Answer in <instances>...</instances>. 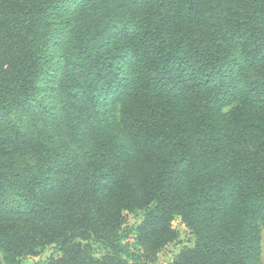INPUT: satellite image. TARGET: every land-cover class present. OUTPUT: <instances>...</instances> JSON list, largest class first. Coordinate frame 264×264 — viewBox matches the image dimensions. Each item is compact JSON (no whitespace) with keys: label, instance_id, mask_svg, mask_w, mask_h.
Segmentation results:
<instances>
[{"label":"trees","instance_id":"obj_1","mask_svg":"<svg viewBox=\"0 0 264 264\" xmlns=\"http://www.w3.org/2000/svg\"><path fill=\"white\" fill-rule=\"evenodd\" d=\"M176 216L171 264H262L264 0H0V264H148Z\"/></svg>","mask_w":264,"mask_h":264},{"label":"rangeland","instance_id":"obj_2","mask_svg":"<svg viewBox=\"0 0 264 264\" xmlns=\"http://www.w3.org/2000/svg\"><path fill=\"white\" fill-rule=\"evenodd\" d=\"M40 99H45V94L42 93ZM11 117L14 118L17 125L22 131H25V121L26 116L21 115L15 111H11ZM125 224L121 231L123 242H129L131 248L135 247V238H134V226L139 224L142 217V212L138 213H125ZM173 226L179 231V237L176 241L168 244L164 247L158 254L155 260L151 261L148 264H171L174 257L179 254L185 246H191L194 243V236L191 233L190 229L183 223L181 217H175L173 220ZM261 259L262 264H264V224L261 225ZM57 254V249L54 245L46 246L41 249L40 252L35 256H29L23 260L24 264H48V261L51 256Z\"/></svg>","mask_w":264,"mask_h":264}]
</instances>
